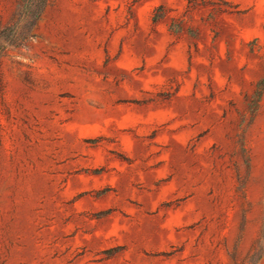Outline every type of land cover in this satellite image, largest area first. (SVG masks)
I'll return each mask as SVG.
<instances>
[{
    "label": "rangeland",
    "instance_id": "374dc122",
    "mask_svg": "<svg viewBox=\"0 0 264 264\" xmlns=\"http://www.w3.org/2000/svg\"><path fill=\"white\" fill-rule=\"evenodd\" d=\"M0 264H264V0H0Z\"/></svg>",
    "mask_w": 264,
    "mask_h": 264
}]
</instances>
